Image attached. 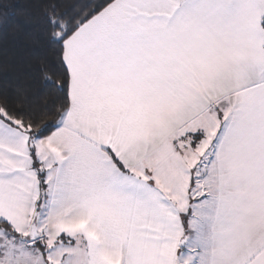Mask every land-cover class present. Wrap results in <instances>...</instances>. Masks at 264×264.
<instances>
[{
  "label": "snow or ice",
  "instance_id": "6c2138e0",
  "mask_svg": "<svg viewBox=\"0 0 264 264\" xmlns=\"http://www.w3.org/2000/svg\"><path fill=\"white\" fill-rule=\"evenodd\" d=\"M0 264H264V0H0Z\"/></svg>",
  "mask_w": 264,
  "mask_h": 264
}]
</instances>
